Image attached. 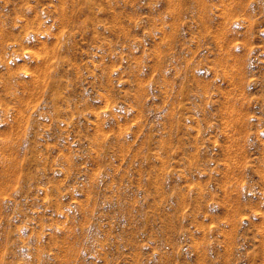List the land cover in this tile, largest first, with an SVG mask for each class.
<instances>
[{"label": "rangeland", "instance_id": "1", "mask_svg": "<svg viewBox=\"0 0 264 264\" xmlns=\"http://www.w3.org/2000/svg\"><path fill=\"white\" fill-rule=\"evenodd\" d=\"M0 264H264V0H0Z\"/></svg>", "mask_w": 264, "mask_h": 264}]
</instances>
